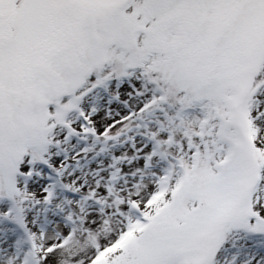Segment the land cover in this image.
<instances>
[{
	"label": "snow or ice",
	"instance_id": "1",
	"mask_svg": "<svg viewBox=\"0 0 264 264\" xmlns=\"http://www.w3.org/2000/svg\"><path fill=\"white\" fill-rule=\"evenodd\" d=\"M0 264H264V0H0Z\"/></svg>",
	"mask_w": 264,
	"mask_h": 264
}]
</instances>
